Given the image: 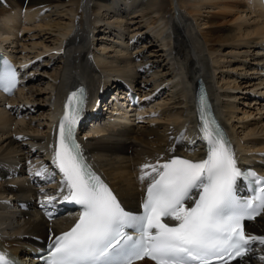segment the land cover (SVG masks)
I'll list each match as a JSON object with an SVG mask.
<instances>
[{
  "label": "bare ground",
  "instance_id": "1",
  "mask_svg": "<svg viewBox=\"0 0 264 264\" xmlns=\"http://www.w3.org/2000/svg\"><path fill=\"white\" fill-rule=\"evenodd\" d=\"M0 50L3 55L12 50L31 65V82L38 80L36 67L50 64L46 58L51 57L50 66L53 58L59 63L51 73L45 114L39 103L43 91L31 82L8 100L0 97L4 255L19 258L37 237L46 241L74 221L44 217L62 187L63 174L54 164V118L70 92H89L87 108L97 120L84 131V149L129 208L145 194L142 165L206 158L196 118L200 82L230 125L237 165L243 168L264 156V114L252 120L253 108L240 114L238 103L249 97L242 102L264 111L260 0H0ZM128 84L143 90V104L134 109L138 118L126 105ZM247 230L264 236V212ZM251 253L244 264H264V245L254 244Z\"/></svg>",
  "mask_w": 264,
  "mask_h": 264
},
{
  "label": "snow or ice",
  "instance_id": "2",
  "mask_svg": "<svg viewBox=\"0 0 264 264\" xmlns=\"http://www.w3.org/2000/svg\"><path fill=\"white\" fill-rule=\"evenodd\" d=\"M16 83L15 70L0 74L3 91L10 93ZM82 104L76 92L67 98L54 149V161L64 176L61 191L68 193L64 200L80 205L82 213L69 231L54 238L46 264H133L145 257L155 264H244L252 245H264V236L244 230L246 220L264 212V188L255 200L237 195L239 182L251 178L259 185L264 178L238 167L230 142L210 118L200 116L206 158L193 162L175 157L142 165L140 179L147 186L143 214L137 215L121 207L108 185L81 159L74 129ZM186 201L193 206H186ZM0 264L12 262L0 253Z\"/></svg>",
  "mask_w": 264,
  "mask_h": 264
},
{
  "label": "rangeland",
  "instance_id": "3",
  "mask_svg": "<svg viewBox=\"0 0 264 264\" xmlns=\"http://www.w3.org/2000/svg\"><path fill=\"white\" fill-rule=\"evenodd\" d=\"M49 57V56H48ZM51 57H49L48 59L46 58L45 60L46 61H48V63H50V64H47V66H43V65H41L40 67H36L37 68V70H38V72L36 73L37 74V77H38V80H35V81H33V82H31L30 83V85L29 86H32V87H34V89H38L39 91H43L42 92V96L40 97L41 98V100L39 101V103H41L42 105H43V109H44V111H40V114H45V111L46 112H48V111H50L49 110V108L50 107H48V104H45V103H47V101L49 100V93H50V91H51V83L53 82V77L51 76V73L54 71V69L57 67V65L59 64L58 63V61H57V59H52L53 60V62H55L56 61V63L53 65V66H50L51 65ZM50 60V61H49ZM55 60V61H54ZM43 62L44 61H42V60H40V61H38V64L39 63H41V64H43ZM39 74V75H38ZM39 78H40V80H39ZM28 96H30L29 94L27 95V97ZM44 98V99H43ZM262 98L264 99V93H263V95H262ZM247 99L249 100L250 98L249 97H247ZM247 99H240V100H238V103H240L239 104V107L241 108V110H240V114L241 113H243L242 111V108L243 109H245V108H253L252 109V111H254V117L252 116L251 117V119L252 120H256V119H259L260 117H261V115H263L264 114V111H262V112H260L257 108L259 107V105L257 106V108H256V105L253 107V106H249V104H248V102L249 101H247V105H245V103L244 102H246L245 100H247ZM254 99H256V98H254ZM45 102H44V101ZM242 101H244V102H242ZM242 102V103H241ZM245 106V107H244ZM261 108H263V106L261 107ZM256 109H257V111H256ZM249 110V109H248ZM42 112V113H41ZM261 113V114H260ZM37 114H39V112L37 113ZM256 115V116H255ZM140 124H142V123H140Z\"/></svg>",
  "mask_w": 264,
  "mask_h": 264
}]
</instances>
